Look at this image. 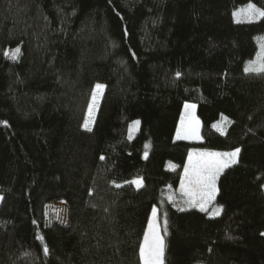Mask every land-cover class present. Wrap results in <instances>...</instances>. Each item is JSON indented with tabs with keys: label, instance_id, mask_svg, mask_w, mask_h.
Listing matches in <instances>:
<instances>
[{
	"label": "trees",
	"instance_id": "16d2710c",
	"mask_svg": "<svg viewBox=\"0 0 264 264\" xmlns=\"http://www.w3.org/2000/svg\"><path fill=\"white\" fill-rule=\"evenodd\" d=\"M251 2L264 10V0H0V264H142L155 206L164 264H264V72L245 71L264 62V16L233 15ZM185 102L202 141L175 139ZM194 147L241 150L219 176L218 216L179 206ZM137 177L142 187L125 183ZM59 200L69 223L45 225Z\"/></svg>",
	"mask_w": 264,
	"mask_h": 264
},
{
	"label": "snow or ice",
	"instance_id": "6c2138e0",
	"mask_svg": "<svg viewBox=\"0 0 264 264\" xmlns=\"http://www.w3.org/2000/svg\"><path fill=\"white\" fill-rule=\"evenodd\" d=\"M248 9L255 15L264 16V10L256 8L254 4H249ZM233 15H237L234 13ZM19 48L15 50V53H19ZM15 58V56H13ZM264 61V57H262ZM246 72H264V62L258 67H246ZM180 73H177L179 76ZM96 91L93 93V104L89 105V116L91 117L93 107L97 99V92L104 88V85L97 84L95 86ZM195 105H185V109H194ZM226 119V118H225ZM7 123L6 121L4 122ZM134 124H139V121H134ZM84 127H88V122H85ZM199 121L196 120L191 114L188 115V125L185 124V117L181 118V126L177 129L176 139L186 140L199 138L198 133ZM90 130V129H89ZM240 149L236 148L232 152L218 153V152H202L193 149L188 156V164L184 167V175L181 178V190L188 198L187 203L190 207H199L202 211H206V205L213 202L219 191L217 188V179L220 173L230 167V165L237 163V157L240 153ZM147 156V153H145ZM101 159H104L101 156ZM125 183L134 184L137 188L143 186L142 179L138 178L132 181H126ZM116 187H122L120 184H116ZM171 187V186H169ZM220 208L215 209V214L219 215ZM157 216V209L152 208L153 221L149 222V232L145 234L144 242L140 245L139 256L142 264H163L164 256V241L156 231L154 220ZM264 235V233H261ZM47 253L49 250L44 248Z\"/></svg>",
	"mask_w": 264,
	"mask_h": 264
},
{
	"label": "rangeland",
	"instance_id": "374dc122",
	"mask_svg": "<svg viewBox=\"0 0 264 264\" xmlns=\"http://www.w3.org/2000/svg\"><path fill=\"white\" fill-rule=\"evenodd\" d=\"M249 4H254L256 6V8L261 9L255 3H252V2L248 3V4H244L242 6H239L234 11V13H237V15H234L236 20H238V21L239 20L240 21L256 20V19L261 17L260 15L253 14L252 11L248 9V5ZM261 10H263V9H261ZM263 46H264V42L262 40L260 42V48H259V52L260 53L263 51ZM98 84H102V83H98ZM102 85H104V84H102ZM104 90H105V85H104V88L101 91L97 92V99H96V102H95V106L93 107V111H92L91 117L89 116V106H88L87 115H86V119H85V122L86 121L88 122V127L87 128L84 127V129H91L92 128L93 123H94L95 118H96V114H97L98 109H99V105L101 103V100H102V97H103V94H104ZM94 91H96L95 87H94L93 93H94ZM93 93H92L89 105L93 104V99H92ZM186 104L195 105V108L194 109H185V105ZM196 109H197L196 104H194L192 102H185V104L183 106V111H182L181 118H182V116L185 117L186 126L188 125V115L189 114H191L192 117H194L196 120L199 121V128H198L199 138L186 139L188 141H202V139H203L202 135H201V132H200L201 131V119L198 117ZM181 118H180V121L178 123L177 129L181 126ZM230 121L231 120H230V118L228 116L222 115L219 118V120H217L214 123V127H215L216 130L224 133L227 130V127H228ZM85 122H84V125H85ZM138 127H139V124L138 125L137 124H133L131 129H132V131H134ZM176 133H177V130H176ZM175 139H176V134H175ZM193 149H196V150H199V151H202V152H218V153H227V152H232V151L235 150V149L234 150H230V151H227V150H208V149H204V148L194 147V148H192L190 150V152ZM187 164H188V158H187L186 165ZM170 166L173 167L174 164L170 163ZM226 169L227 168H225L223 171H225ZM138 178H140V177L134 178L133 180L138 179ZM140 179H142V178H140ZM218 179H219V177H218ZM218 179H217V182H216L217 183V188H218ZM142 181H143V179H142ZM178 193H179V197H181V198H183L185 200L184 203L178 202L180 204L179 206H181V207H190L189 204L186 202L188 198L184 195L183 191L181 190V182H180V185L178 187ZM1 200H2V195L0 194V203H1ZM171 200H173V198H171ZM205 207H206V211L211 216H218V215L215 214V209L216 208H220L219 215L222 213V210H223L222 204L217 200V195H216L215 200L213 202H211L210 204H207ZM155 208L157 209V216H156V218L154 220V224H155V227H156V231L158 232L159 236L162 237V239L164 241L163 228H162V225L160 223L159 216H158V208H157V206H155ZM197 208H199V207H197ZM55 221H57L59 223H64V224L69 223V221H70V209H69L68 204L64 200H59V201H54V202L48 203L46 205V207H45V225H50V224H52ZM150 221H153L152 214H151L149 222ZM148 232H149V223H148V226H147L145 234L148 233ZM144 237H145V235H144ZM143 242H144V239H143ZM163 264H164V256H163ZM197 264H202V263H197Z\"/></svg>",
	"mask_w": 264,
	"mask_h": 264
},
{
	"label": "crops",
	"instance_id": "0c3cea01",
	"mask_svg": "<svg viewBox=\"0 0 264 264\" xmlns=\"http://www.w3.org/2000/svg\"><path fill=\"white\" fill-rule=\"evenodd\" d=\"M183 175H184V172H183ZM183 177V176H182Z\"/></svg>",
	"mask_w": 264,
	"mask_h": 264
}]
</instances>
